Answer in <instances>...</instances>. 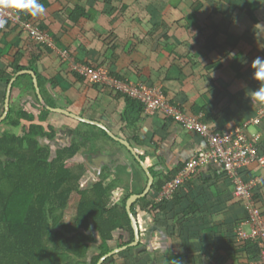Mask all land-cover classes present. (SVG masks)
I'll use <instances>...</instances> for the list:
<instances>
[{
    "label": "crops",
    "instance_id": "0c3cea01",
    "mask_svg": "<svg viewBox=\"0 0 264 264\" xmlns=\"http://www.w3.org/2000/svg\"><path fill=\"white\" fill-rule=\"evenodd\" d=\"M201 1L205 7L199 13L202 17L213 19L212 27L221 34L217 36L215 43L225 45L229 53L225 60L215 52L204 51L201 42L203 40L196 36L195 28L186 30L182 26L173 25L174 22L184 25V22L179 12L181 8L178 11L173 9L172 0H113L117 12L122 8L126 11L122 15L117 16L115 13L111 17L107 16V6L101 0H39L46 11L43 15L33 18L40 21L47 30L53 48L48 47V52H43L33 70L27 69L14 74L7 84L0 79V119L5 115V120L10 108H27L34 116L38 115L37 111L31 108V92L25 94L19 91L21 85H26L29 90L31 82L36 95L33 78L29 74L32 72L36 77L39 93L47 106L66 110L104 128L50 112L41 125L44 128L51 125L56 129L52 145L58 148H63L66 143L65 147L70 145L77 132L94 134L98 140L94 144L95 153L100 152L109 157L114 155L126 165L119 164L117 171L113 168L121 175L106 173L105 170L103 173L101 170L103 175H107L108 179L120 176L123 182L125 180L124 183H130L134 189H141V182L136 179L141 176V167L129 149L114 141L107 132L119 140L126 141L150 172L157 168L167 172L183 165L194 154L205 149L201 137L187 132L159 114L147 116L143 112L137 124L138 130L135 129L139 131L138 137L143 147L135 146L127 138V123L122 119V115L128 112L132 117H136L135 110L127 107L122 98L116 99V94L110 92L111 90L102 89L100 86L96 88L82 79H76L75 73L69 70L67 62L61 60L59 53L68 52L77 64L90 67L105 65L108 69L103 68L110 74H120L126 77V81L136 82L137 77L130 72L127 54L122 50L136 44L134 52L137 53L136 68L139 70L140 83L160 88L169 102L181 108L187 116H191L193 111L200 112V105L205 106L213 119L210 128L219 134L228 132L249 122L259 110H264V106L258 107L251 100V92L259 87V81L253 79L254 70L251 63L258 56L264 58V0ZM227 4L239 8L238 10L252 9L258 21L255 29H252L247 15L242 16L241 13L233 24L230 20L221 18L218 13H225ZM76 5L85 9V13L90 16L89 20L81 18L74 24L68 19L70 10ZM147 10L150 13L155 10L162 15L163 21L169 27L168 41L161 38L163 32L150 34ZM227 31L229 34L225 36ZM109 40L114 41L118 47L115 51L116 59L112 63L109 61ZM16 54L23 56L19 65L27 67L30 54H37V49L28 36L17 29L0 31V73H11L8 62ZM175 55L179 59L175 58ZM219 62L222 68L212 69L211 66ZM21 72L28 73L18 75ZM25 76H29L31 81L24 78ZM39 77L43 82L41 89L38 85ZM220 83L225 85L226 89L221 87ZM9 84L11 91L8 97L9 109L6 112L4 105ZM202 99L201 104L199 102ZM24 124L21 122V126ZM79 125L81 128H78ZM250 127L248 125L247 132L250 135L260 134V138L264 134V119L260 125L253 126L254 132L249 131ZM5 130L4 125L0 126V136ZM17 134H22L21 129ZM44 142L51 144L46 140ZM83 154L82 151L71 162L81 163ZM134 160L136 163H133ZM92 164L94 167V163ZM250 169L252 175L259 180L256 195L264 202V169H259L256 165H252ZM133 174H136V177L131 182L134 179ZM103 175L92 178L87 171L85 182L89 185ZM193 176L191 186L182 188L179 205L165 215H151L141 210L139 205L136 206L133 215L142 233L139 242L141 246L133 256H118L114 264H125L126 258L129 264H257V261L249 262L241 257L237 230L249 233V226L246 224L247 217L242 204L233 201V189L229 182L214 177L208 170H202L200 174ZM115 193L118 201L122 195L127 196L124 190ZM186 197L197 203L200 208L185 221L183 214L189 204Z\"/></svg>",
    "mask_w": 264,
    "mask_h": 264
},
{
    "label": "trees",
    "instance_id": "16d2710c",
    "mask_svg": "<svg viewBox=\"0 0 264 264\" xmlns=\"http://www.w3.org/2000/svg\"><path fill=\"white\" fill-rule=\"evenodd\" d=\"M101 1L107 6L108 17L115 13H117V16L118 14L122 15L126 11L125 8H122L120 12H117V8L112 3L113 0ZM172 2L177 3L176 5L172 3L173 9L178 11L181 8L179 12L182 14V21L184 22V25H181V22H174L173 25L182 26L186 30L191 27L195 28L196 36L203 40L201 42H203V49L206 53L215 52L221 59H227L229 53L226 46L215 43V39L221 34L217 32L215 27H212L214 25L213 19L200 15L205 7L204 2L201 0H172ZM185 7H189V9ZM226 8L225 13H218L217 11H214V13L220 14L221 18L225 20H230L232 24L238 20L236 17H239L238 14L241 13L242 16L247 15L252 29H255V26L258 25L252 9L249 11L245 9L238 10L239 8H233L231 4H227ZM85 12V9L76 5L70 10L68 19L74 24L81 18L89 20L90 16ZM152 12L150 13L147 10V16L150 18V34L157 31L163 32L161 38L163 41H168L169 27L163 21L162 15L155 10H152ZM18 14L22 20L31 22L47 33L40 21H36L35 18L23 12ZM5 29L13 31L16 30V27L11 23H7ZM150 34L146 35L149 36ZM228 34L227 31L225 36ZM192 42L195 44V39ZM32 44L36 47L37 54H30L27 67L19 65L23 56L16 54L8 62L11 73H0V79L5 84L9 82L14 74L27 69L33 70L43 52H48L47 49L49 48L44 44L37 42H32ZM108 44H110L108 49L109 61L112 63L116 59L115 51L118 47L115 46L114 41L109 40ZM134 46L136 44H131L127 49L122 48V50L127 54V59L130 61V72L137 77L136 83H139L141 79L138 76L139 70L136 68L137 53L134 52ZM175 58L179 59L176 55ZM100 66L108 69L105 65ZM91 67H99V65ZM211 67L214 70H220L222 64L219 62ZM111 75L119 80L126 81V77L123 75L114 73ZM74 76L76 79L81 80L77 74H74ZM24 78H27L29 82L31 81L29 76ZM42 83L39 77L38 85L40 89L43 86ZM92 86L99 87L98 85ZM220 86L225 88V85L221 83ZM29 91L32 94L31 108L36 110L38 115L34 116L27 108L19 110L10 108L9 114L0 124V126L4 125L6 129L0 136V264H97L101 257L112 250L128 246L133 242V231L125 210V203L131 194H141L146 185V175L140 169L141 176L136 179L141 182V189H134L131 184L128 187L125 185L124 188H121V186H118L117 181L104 184V179H108L107 175H103V177L88 185L85 182L86 176L83 163L71 161L77 158L82 151L95 153L94 144L98 141L97 136L92 133L77 132L76 137L71 140L69 146L59 148L55 153H52L51 146L43 143V141L53 142L57 131L51 125H47L46 128L41 125L46 121L50 112L37 100L31 82ZM115 98H122L127 107L135 110L136 117H132V114L130 115V112H128L122 115V119L127 123L129 142L134 143L135 146L143 147V143L138 137L139 131H136L138 130L137 124L140 121V115L144 111L142 104L121 94H116ZM166 99L168 100V98ZM202 101L203 99L199 103L202 104ZM169 103L176 106L171 101ZM180 110L183 112L181 108ZM199 111H193L191 116H198L200 121L210 128L213 119L209 111L203 105H200ZM169 120L176 123L173 119ZM21 122L25 124L21 126ZM250 126L252 125L250 124ZM180 127L182 128V126ZM238 127L243 129L247 140L253 143L256 151L264 154V143L262 142L264 141V134L260 138V134L257 133L250 135L247 132V122ZM20 129L22 134L18 136L17 132ZM212 131L217 133L216 130ZM101 133L108 138L105 133L102 131ZM256 136L257 139L254 140ZM188 160L183 165L167 172H154L152 170L150 173L154 178V182L150 193L145 198L135 202L131 212L135 214V208L138 205L141 210L151 215L154 213L165 215V213L174 210L181 201L182 188L191 186L190 181L194 177L193 174L179 186L169 200L156 202L155 197L166 184L172 182L178 176ZM250 168L251 166L240 171V176L245 183L256 179ZM208 172H211L214 177L229 182L234 192V184L225 174L216 175L212 167L208 168ZM195 174H200V170H196ZM123 184L125 183L123 182ZM123 190L127 193V196L118 201L115 192H123ZM186 200L189 201V204L188 209L183 214L185 221L187 218L190 219L200 208L197 203L191 201L188 197H186ZM254 200L264 218V202H261L256 192L254 193ZM233 201L236 200L233 199ZM93 231L98 232L100 236L101 243L98 245ZM238 242L241 245V257L249 262H256L263 250L262 244L253 241ZM140 246L141 244H138L137 247L128 248L126 251L105 260L103 264H114L116 258L120 255L133 256ZM125 260L127 262L125 264H129L127 258Z\"/></svg>",
    "mask_w": 264,
    "mask_h": 264
},
{
    "label": "built area",
    "instance_id": "2783aa9c",
    "mask_svg": "<svg viewBox=\"0 0 264 264\" xmlns=\"http://www.w3.org/2000/svg\"><path fill=\"white\" fill-rule=\"evenodd\" d=\"M0 19L6 21L0 31H4L7 23H11L18 31L25 33L32 42L53 48L47 33L31 22L22 20L16 11L0 8ZM59 55L63 62L68 63L69 70L88 84L107 88L115 94H121L138 101L142 104L145 115L159 114L164 118L173 119L187 132L197 134L204 140L206 143L205 151L192 156L178 176L166 184L157 194L156 202L169 200L179 186L198 169L212 167L216 175L225 174L234 184L233 198L241 202L247 217L246 224L249 226V233L238 229L236 237L242 243L245 241L260 242L263 250L257 264H264V218L254 200V193L259 186V180L252 179L245 183L240 176L241 170L252 165L264 169V154L256 151L253 143L247 140L243 129L238 127L222 134L214 133L200 121L198 116H187L180 108L171 105L160 88L146 86L140 82L119 80L102 67L77 64L66 51L60 52ZM263 117L264 110H260L257 116L248 122V125H258ZM255 139L257 136L254 137Z\"/></svg>",
    "mask_w": 264,
    "mask_h": 264
},
{
    "label": "water",
    "instance_id": "95a60500",
    "mask_svg": "<svg viewBox=\"0 0 264 264\" xmlns=\"http://www.w3.org/2000/svg\"><path fill=\"white\" fill-rule=\"evenodd\" d=\"M24 73H28V72H21L18 75H21V74H24ZM29 74L33 78V84H34V87H35V91H36L37 98H38L40 104L46 110H48L49 112H53V113H58V114L64 115L66 117L72 118V119H74V120H76L78 122L84 123V124L93 125V126H97L99 128L104 129L98 123L91 122V121H89L87 119H84L82 117H79V116H76L74 114H71V113L67 112L66 110L58 109V108H51V107L47 106L46 103L44 102V100L42 99L40 93H39V89H38V86H37V81H36L35 75L32 72H30ZM10 91H11V85L9 84L7 86L6 99H5V105H4V109H5L6 112L9 109L8 97H9ZM4 117H5V115H4ZM4 117L2 119H0V123L4 120ZM107 134L114 141H116V142H118V143L126 146L129 149L130 153L134 156L135 160L138 162V164L140 165L141 169L144 171V173L146 175V178H147V183H146L145 189L143 190V192L141 194L129 196V198L126 200V203H125V210H126V213L128 215L129 221H130L131 229L133 231V237H134L133 242L130 243L128 246H123V247L116 248V249L112 250L110 253L104 255L103 257H101L97 264H103V262L105 260H107V259H109V258H111V257H113V256H115V255H117L119 253H122V252L126 251L128 248H133V247H137L138 246V244L140 242L141 233H140V230H139L138 221L135 218V216L133 215V213L131 212V207H132V205L135 202H137L140 199L145 198L149 194V192L151 190V187H152V184L154 182V178L151 175L150 171L146 168V166L140 160V158L136 156V154L134 153V151H132V149L129 147L128 143L126 141H122V140H119V139L115 138L110 132H107ZM106 159H108V158L106 157ZM92 163H94L93 160L90 162V164L88 162V166L93 167L92 166L93 165ZM160 170L161 169L157 168L154 171L155 172H160ZM93 233H94L95 239L97 241V245L100 244L101 243V240H100V236H99L98 232L93 231Z\"/></svg>",
    "mask_w": 264,
    "mask_h": 264
},
{
    "label": "clouds",
    "instance_id": "9594fccd",
    "mask_svg": "<svg viewBox=\"0 0 264 264\" xmlns=\"http://www.w3.org/2000/svg\"><path fill=\"white\" fill-rule=\"evenodd\" d=\"M0 8L12 9V10L16 11L17 13L23 12V13H25L27 15L32 16V17H37V16H40V15H43L45 13V11H46V9L44 8L43 4H41L39 2V0H0ZM5 23H6V21L0 19V28H3ZM251 68L254 70L253 79L256 80V81H259V87L255 91L251 92V100L258 107L259 106H264V58H261L259 56L256 57L251 63ZM257 114H256V116H257ZM247 124H248V122H247ZM252 126H257V125H252ZM203 142H204V140H203ZM204 144H205V149H206V143L204 142ZM205 149L203 151L197 152L194 155L203 153L205 151ZM199 170L201 172V170H208V168H203V169H199ZM194 174H195V172H194ZM119 178H121V177L119 176ZM122 180H123V178H122ZM118 193H120V192H118ZM131 195H134V194H131ZM128 198H129V196H128Z\"/></svg>",
    "mask_w": 264,
    "mask_h": 264
},
{
    "label": "flooded vegetation",
    "instance_id": "af4514ba",
    "mask_svg": "<svg viewBox=\"0 0 264 264\" xmlns=\"http://www.w3.org/2000/svg\"><path fill=\"white\" fill-rule=\"evenodd\" d=\"M69 135H71V134H69ZM70 139H72V135L70 136ZM44 143L47 144L46 142H44ZM47 145L51 146L52 153H55V151H57L59 149L55 145H52V142H51V144H47ZM65 145H67V143ZM65 145H64V147H65ZM60 148H62V147H60ZM105 156L108 159H106ZM92 160H93L94 165H95L94 167L88 166V162H90ZM81 163H83V165H84L85 173L88 171L89 174L92 176V178H98L100 175H103V173H105V171H106V173L107 172L108 173L111 172V173H114V174H117V175H121V173L116 172L117 169L119 170V166L118 165L119 164L122 165V166L125 165V164H123L124 162H122L120 160V158H117L114 155L109 157L106 154H100V152H97V153L84 152V154L82 155ZM133 163H136L135 160H134ZM131 166H132V164H131ZM113 168H116V171H114ZM101 170H102L103 173L101 172ZM135 175L136 174H133V178L134 179H132L131 182H133L135 180V177H136Z\"/></svg>",
    "mask_w": 264,
    "mask_h": 264
},
{
    "label": "rangeland",
    "instance_id": "374dc122",
    "mask_svg": "<svg viewBox=\"0 0 264 264\" xmlns=\"http://www.w3.org/2000/svg\"><path fill=\"white\" fill-rule=\"evenodd\" d=\"M19 91L21 92V93H25V94H27L28 92H29V90H28V87L26 86V85H21L20 87H19ZM11 109H13V108H11ZM78 128H81L80 127V125L78 126ZM255 127H253V126H251L250 128H249V131L250 132H254L255 131V129H254ZM122 178H116V177H113V179H104V184L105 183H110V182H112V181H117L118 183V186H121V188L123 187L124 188V186L125 185H127V187H128V185H130V183H125V184H123V180H121ZM124 182H125V180H124ZM125 197V194L124 195H122L121 197H119V199L121 200V199H123Z\"/></svg>",
    "mask_w": 264,
    "mask_h": 264
}]
</instances>
